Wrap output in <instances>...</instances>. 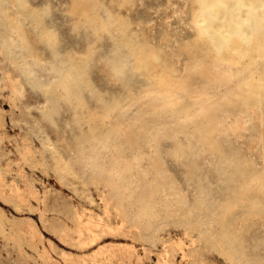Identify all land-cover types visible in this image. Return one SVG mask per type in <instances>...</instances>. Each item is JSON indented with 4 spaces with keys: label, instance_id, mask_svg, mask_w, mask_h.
I'll use <instances>...</instances> for the list:
<instances>
[{
    "label": "rangeland",
    "instance_id": "rangeland-1",
    "mask_svg": "<svg viewBox=\"0 0 264 264\" xmlns=\"http://www.w3.org/2000/svg\"><path fill=\"white\" fill-rule=\"evenodd\" d=\"M160 251L264 264V0H0V264Z\"/></svg>",
    "mask_w": 264,
    "mask_h": 264
},
{
    "label": "bare ground",
    "instance_id": "bare-ground-1",
    "mask_svg": "<svg viewBox=\"0 0 264 264\" xmlns=\"http://www.w3.org/2000/svg\"><path fill=\"white\" fill-rule=\"evenodd\" d=\"M203 8V7H202ZM227 18H226V22L230 25V27L231 28H234L235 27V25L236 24H239V21L237 20V17H238V19H241V16L239 15V14H237L236 15V13L234 12V8L233 7H231L230 9H228L227 10ZM215 16H219V14L218 13H215L214 14ZM195 20H196V22H198V23H202V22H205V23H209V24H211V25H215L216 26V28L218 27V30L220 29V27L219 26H221V25H219V23L217 22V21H214L213 19H210V18H207L206 16H205V13H204V10L203 9H200L196 14H195ZM221 35H222V33H220ZM228 74H229V71H224L223 73H221L220 74V77H219V79H224V80H226V77L228 76ZM228 78V77H227ZM258 103V102H257ZM3 189H5V188H3ZM11 189V188H10ZM5 191V190H4ZM18 193V192H17ZM17 195V194H16ZM18 196V195H17ZM16 197V196H15ZM19 197V196H18ZM23 198V197H22ZM82 211H84V209H82ZM88 213H90L89 211H87ZM116 214V213H115ZM79 215V216H78ZM77 216H78V218L76 219V232H77V234H76V236H75V242H76V244H78V245H87V244H91L92 245V243H94L95 242V240L96 239H98L99 237H101L100 235H101V233H103V231L104 230H111L112 228H114V227H116V226H114V227H108V223L106 224L105 222V224H103L102 222H103V220L102 219H99V220H96V219H91V218H85L84 217V214H82L83 215V217H84V220H82L83 218H81L80 216V214H78ZM76 216V217H77ZM89 216V215H88ZM90 217V216H89ZM114 217H115V215H114ZM98 218V217H97ZM117 218H118V216H117ZM124 218V217H123ZM116 219V218H115ZM120 219V218H119ZM74 220H75V218H74ZM102 220V221H101ZM117 220V219H116ZM118 221V220H117ZM116 221V222H117ZM123 221V220H122ZM120 222V221H119ZM124 225V224H123ZM119 227V226H118ZM120 228V227H119ZM122 228V227H121ZM129 228V227H128ZM112 230H117V228H114V229H112ZM121 230V229H120ZM131 230V229H130ZM118 231V230H117ZM118 233H120V232H118ZM121 233H122V230H121ZM127 235V234H126ZM130 235H132V233L131 234H129V236ZM99 236V237H98ZM169 243H170V241H169ZM162 245H163V243H161ZM174 244V243H173ZM161 245V246H162ZM170 245H171V243H170ZM177 245H178V243H177ZM166 246V245H165ZM172 246V245H171ZM165 248H167V247H165ZM176 248H178V246L176 247ZM179 248H180V246H179ZM178 248V249H179ZM182 248H184V247H182ZM101 249V248H100ZM169 249V248H168ZM108 250V249H107ZM107 250H105V252L107 251ZM111 250V249H110ZM164 251L166 250V249H163ZM172 250V249H171ZM181 250V249H180ZM109 251V250H108ZM107 251V252H108ZM97 252H99V248H98V251ZM100 252H102V250H100ZM111 252V254H113V250L112 251H110ZM131 252V251H130ZM161 252V251H160ZM159 252V254H161V256H163L162 258H160V259H162L161 260V264H171V263H168L169 261V259H168V257H167V252H161L160 253ZM182 253H184V251L182 250L181 251ZM96 253V252H95ZM114 253H116V251L114 252ZM122 253V252H121ZM175 253V252H174ZM181 253V254H182ZM192 253L194 254V252L192 251ZM93 254V253H92ZM97 254V253H96ZM105 254V253H104ZM106 254H109V252L108 253H106ZM110 254V255H111ZM118 254H119V252H118ZM127 254H129L128 252H127ZM186 254V253H185ZM94 255V254H93ZM102 255V254H101ZM109 255V256H110ZM114 255V254H113ZM129 255H131V254H129ZM184 255V254H183ZM90 256V255H89ZM88 256V257H89ZM92 256V255H91ZM97 256V255H96ZM95 256V257H96ZM100 256V255H99ZM98 256V259L100 258V257H103V256H100L99 257ZM104 256H106V255H104ZM108 256V257H109ZM115 256V255H114ZM114 256H112L113 258H114ZM159 257H160V255H158ZM175 256H177V255H175ZM120 257V256H119ZM123 257V256H122ZM183 257V256H182ZM84 258V257H83ZM92 258V257H91ZM97 258V257H96ZM118 258V257H117ZM126 258V257H125ZM131 258V257H130ZM167 258V259H166ZM88 259V258H87ZM93 259V258H92ZM98 259H94V260H98ZM181 259V258H180ZM91 260V259H90ZM93 260V261H94ZM100 260V259H99ZM103 261L105 260V258L104 259H102ZM107 260H109V259H107ZM111 260H113L112 258H111ZM119 260H120V258H119ZM118 260V261H119ZM81 261V260H80ZM84 261V260H83ZM92 261V263L94 264V262ZM106 261V260H105ZM104 261V262H105ZM117 261V262H118ZM122 261V260H121ZM190 261V260H189ZM85 262V261H84ZM88 262V261H87ZM86 262V263H87ZM90 262V261H89ZM99 262V261H98ZM98 262H96L95 264H97ZM104 262H102V263H104ZM107 262V261H106ZM111 262V261H110ZM108 264H110L109 262H108ZM118 264V263H117Z\"/></svg>",
    "mask_w": 264,
    "mask_h": 264
}]
</instances>
